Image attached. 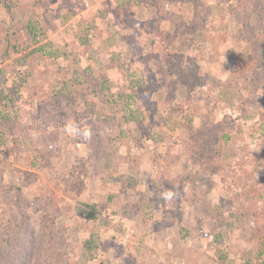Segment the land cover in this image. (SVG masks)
<instances>
[{
	"label": "rangeland",
	"instance_id": "obj_1",
	"mask_svg": "<svg viewBox=\"0 0 264 264\" xmlns=\"http://www.w3.org/2000/svg\"><path fill=\"white\" fill-rule=\"evenodd\" d=\"M0 0V264H264V0Z\"/></svg>",
	"mask_w": 264,
	"mask_h": 264
},
{
	"label": "trees",
	"instance_id": "obj_2",
	"mask_svg": "<svg viewBox=\"0 0 264 264\" xmlns=\"http://www.w3.org/2000/svg\"><path fill=\"white\" fill-rule=\"evenodd\" d=\"M5 1H6L5 2L6 8L10 12L12 10V8L15 6V2H14V0H5Z\"/></svg>",
	"mask_w": 264,
	"mask_h": 264
}]
</instances>
